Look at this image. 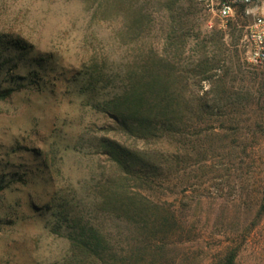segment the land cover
I'll return each instance as SVG.
<instances>
[{
    "label": "rangeland",
    "instance_id": "1",
    "mask_svg": "<svg viewBox=\"0 0 264 264\" xmlns=\"http://www.w3.org/2000/svg\"><path fill=\"white\" fill-rule=\"evenodd\" d=\"M167 11L156 13L155 47L160 52L167 26L186 34L177 72L193 70L183 89L202 98L195 105L205 112L183 168L165 173L156 194L177 204L202 198L203 210L211 203L214 214H222L194 229L190 244L201 251L200 264L229 252L238 264H264V215L258 214L264 66L248 60L253 18L240 11L222 25L200 5L190 15L180 9L172 21ZM86 14L81 0H0V91L14 90L0 98V264H76L69 259L66 212L95 214L91 186L106 165L99 142L113 136V121L95 108V96L80 89L78 28ZM123 23L118 12L106 22L100 18L95 45L126 62ZM20 40L26 49L12 45ZM205 69L208 78L196 88L194 76Z\"/></svg>",
    "mask_w": 264,
    "mask_h": 264
},
{
    "label": "trees",
    "instance_id": "2",
    "mask_svg": "<svg viewBox=\"0 0 264 264\" xmlns=\"http://www.w3.org/2000/svg\"><path fill=\"white\" fill-rule=\"evenodd\" d=\"M81 1L87 14L78 28V58L84 72L80 89L95 96V108L113 121V136L99 142L106 165L91 186L95 214L66 212L69 259L76 264H200L201 251L190 244L196 238L194 229L222 214H214L211 203L203 210L202 198L163 202L155 183L170 170L183 168L180 163L192 149L190 136L204 122L197 118L205 107L195 105L202 99L196 93L183 89L189 87L193 70L177 72V59L186 52V34L163 28L160 52L153 38L159 9H168L173 21L181 11L190 15L200 5L196 0ZM117 12L124 17L120 35L126 62L111 59L106 48L95 45L96 22L100 18L106 22ZM70 27L76 29V22ZM26 44L20 40L12 45L26 49ZM206 72L194 76L196 88L208 78ZM13 91L3 89L0 98ZM258 214L264 215V183ZM53 231L59 233L57 228ZM214 264H238L237 255L229 252Z\"/></svg>",
    "mask_w": 264,
    "mask_h": 264
},
{
    "label": "built area",
    "instance_id": "3",
    "mask_svg": "<svg viewBox=\"0 0 264 264\" xmlns=\"http://www.w3.org/2000/svg\"><path fill=\"white\" fill-rule=\"evenodd\" d=\"M205 12L218 19L222 25L233 19L240 11L251 17L247 39L248 60L264 66V0H197ZM212 26V22L209 23Z\"/></svg>",
    "mask_w": 264,
    "mask_h": 264
}]
</instances>
